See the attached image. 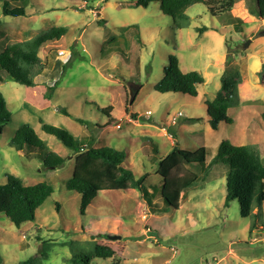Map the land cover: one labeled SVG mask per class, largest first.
Instances as JSON below:
<instances>
[{"label":"rangeland","instance_id":"1","mask_svg":"<svg viewBox=\"0 0 264 264\" xmlns=\"http://www.w3.org/2000/svg\"><path fill=\"white\" fill-rule=\"evenodd\" d=\"M5 1L11 8H24L26 16L3 15ZM137 1H0V53L54 27L68 28L60 41L42 48L40 55L50 68L37 78L38 87L17 84L0 69V92L12 114L0 132V185L14 175L26 186L47 183L54 188L33 222L17 227L0 213L2 264H69L72 247L92 252L97 244L109 246L115 256L91 264H264V204L261 213L243 217L237 201L226 204L225 176L218 174L190 190L180 209L162 212V199L152 198L164 183L160 162L175 148H205L207 167L223 141L254 145L264 158V18L252 14L256 0L237 2L232 14L244 22L239 26L221 22L203 4L194 5L187 10L189 27L178 31L159 3L144 8ZM203 27L209 30L199 32ZM113 38V51L104 58L102 47ZM61 50L64 57L58 55ZM171 55L179 58L184 73L204 77L198 97L155 90ZM232 67L241 75L239 95L228 111L234 122H221L214 129L206 103L217 98ZM133 87L139 90L131 103ZM108 107H113L110 124L102 112ZM42 122L80 141L90 138L95 148L125 151V168L137 178L146 175L144 187L150 195L133 189L103 191L83 215L81 195L66 187L76 154L43 132ZM22 124H30L64 164L50 169L43 158L12 148ZM190 174H201V168L184 166L172 172ZM108 236L121 239L109 241Z\"/></svg>","mask_w":264,"mask_h":264},{"label":"trees","instance_id":"2","mask_svg":"<svg viewBox=\"0 0 264 264\" xmlns=\"http://www.w3.org/2000/svg\"><path fill=\"white\" fill-rule=\"evenodd\" d=\"M3 1V0H0ZM240 0H138L137 7L147 8L151 3H159L162 13L173 21L175 31L185 29L190 25L187 10L194 5L203 4L208 7L210 14L228 25L239 26L244 23L240 18L233 16L232 12ZM252 14L264 18V0H256L252 4ZM3 15L12 17L26 16L24 8H11L6 1L3 6ZM137 27V26H135ZM127 27L124 31H128ZM207 27L198 29L204 33ZM68 33L67 27H54L33 39L7 46L0 53V69L8 74L9 80L28 88L39 86L37 78L45 73L50 66L47 59L40 55L43 47L60 41ZM117 42L113 38L104 43L102 54L107 58L113 51ZM241 81L240 71L236 67L228 68L222 80V87L217 98L207 102L209 123L214 129L218 124L234 121L228 116L234 99L239 95L238 86ZM0 82L3 79L0 78ZM205 83L204 77L198 72L184 73L180 68L179 58L175 55L169 57V63L164 72V78L155 87L162 94L181 93L191 97H198V86ZM55 84L52 89L57 87ZM60 113L70 116L66 109ZM102 112L113 121V107L102 109ZM12 114L8 111V103L0 92V132L4 125L10 123ZM79 123H84L78 119ZM102 129V128H101ZM42 131L54 136L66 148L72 150L75 156V169L72 178L67 182L69 191L81 195V213L84 215L94 199L103 191L139 190L145 196L150 195L144 187L146 175L137 178L135 174L125 168L127 153L111 147L95 148L93 140L88 138L80 141L71 132L42 122ZM11 147L19 152H26L28 157H41L45 166L56 169L64 164V158L57 153L49 151L43 141L30 124H22L17 130ZM205 148L196 152H188L175 148L160 162V173L164 177L161 191L153 192V197L159 196L163 202L162 212L169 208L180 209L181 204L188 198L190 190L197 188L219 176L226 177V204L237 201L243 217H252L255 210L261 213L264 204V158L260 150L254 145L236 146L230 141L219 144L217 154L212 163L206 165ZM184 166L201 168V174L173 176L172 172ZM218 168L217 172H213ZM173 176V177H172ZM53 186L40 183L26 186L23 181L8 175L7 182L0 185V213L4 214L17 227L24 223L33 222L36 212L53 195ZM151 202L149 201V205ZM259 214H256L258 217ZM73 246V244H71ZM72 257L67 260L69 264H91L94 259L108 260L115 256V251L109 246L97 244L92 252L83 248L72 247ZM3 258L0 255V264ZM23 264H41L39 261H28Z\"/></svg>","mask_w":264,"mask_h":264},{"label":"water","instance_id":"3","mask_svg":"<svg viewBox=\"0 0 264 264\" xmlns=\"http://www.w3.org/2000/svg\"><path fill=\"white\" fill-rule=\"evenodd\" d=\"M249 44H250V41L245 44L244 49L248 48ZM138 90H139V87H133V88H131V94H130L131 95V101H130L131 103L134 102V100H135V98L137 96ZM107 239L109 241H117V240L121 239V237H118V236H108Z\"/></svg>","mask_w":264,"mask_h":264},{"label":"built area","instance_id":"4","mask_svg":"<svg viewBox=\"0 0 264 264\" xmlns=\"http://www.w3.org/2000/svg\"><path fill=\"white\" fill-rule=\"evenodd\" d=\"M58 55H59V57H64L65 51H63V50L59 51ZM148 114H150V112Z\"/></svg>","mask_w":264,"mask_h":264}]
</instances>
